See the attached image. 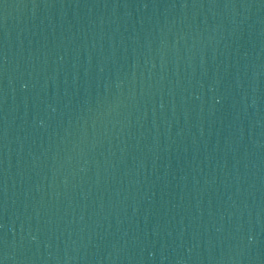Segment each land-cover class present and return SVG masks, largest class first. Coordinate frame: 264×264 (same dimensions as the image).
Listing matches in <instances>:
<instances>
[{"label":"water","instance_id":"1","mask_svg":"<svg viewBox=\"0 0 264 264\" xmlns=\"http://www.w3.org/2000/svg\"><path fill=\"white\" fill-rule=\"evenodd\" d=\"M3 264H264V0H0Z\"/></svg>","mask_w":264,"mask_h":264},{"label":"snow or ice","instance_id":"2","mask_svg":"<svg viewBox=\"0 0 264 264\" xmlns=\"http://www.w3.org/2000/svg\"><path fill=\"white\" fill-rule=\"evenodd\" d=\"M0 264H3V262H2V261H0Z\"/></svg>","mask_w":264,"mask_h":264}]
</instances>
